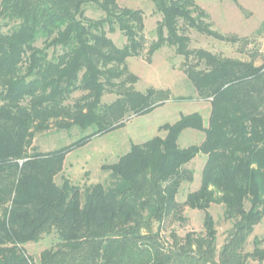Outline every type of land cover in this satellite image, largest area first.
<instances>
[{"label": "trees", "instance_id": "obj_1", "mask_svg": "<svg viewBox=\"0 0 264 264\" xmlns=\"http://www.w3.org/2000/svg\"><path fill=\"white\" fill-rule=\"evenodd\" d=\"M150 1L162 18L145 49L142 12L121 8L116 0H0V264L264 261V236L245 252L264 216V62L257 65L255 53L242 60L189 49L186 29L219 41L237 38L212 31L193 0ZM86 5L104 16L85 18ZM116 30L126 40L121 47L107 37ZM165 45L184 58L183 73L209 103L207 121L194 112L161 125L164 137L132 144L115 163L102 165L104 184L83 192L65 177L56 184L69 152L120 128L125 116L144 115L168 100V91L140 94L126 87L134 80L126 60L144 55L149 64ZM75 92L82 94L69 105ZM105 92L117 98L103 105ZM74 126L92 131L56 151L40 153L32 146L37 133ZM186 129L202 132L203 141L180 148ZM198 154L206 158L200 186L183 206L204 213V233L173 235L166 245L159 229L179 210L180 186L193 181L185 166ZM212 204L222 205L224 219L232 222L219 250L208 212ZM52 233L56 244L38 261L27 255L26 244Z\"/></svg>", "mask_w": 264, "mask_h": 264}, {"label": "rangeland", "instance_id": "obj_2", "mask_svg": "<svg viewBox=\"0 0 264 264\" xmlns=\"http://www.w3.org/2000/svg\"><path fill=\"white\" fill-rule=\"evenodd\" d=\"M207 15L204 22L210 24V29L220 35L237 38L234 42L219 41L215 38L198 33L194 29H186L185 35L190 39L189 49L204 50L224 58L248 60L249 54L255 53V63L264 62V30L260 29L264 22V0H193ZM121 8L140 10L143 16V35L146 46L155 41V30L162 15L155 9L150 0H116ZM84 17L98 20L104 13L95 5H86ZM6 32V29H3ZM107 37L116 47L125 44V37L118 31L107 32ZM37 46H41L38 42ZM184 58L175 53L174 48L163 46L152 56L151 63L142 57H132L126 60L127 74L134 80L126 81V87L131 86L135 92L144 94L148 90L168 91L169 98L161 106L144 115L125 116L124 124L105 135L91 138L89 142L69 152L63 162V169L55 177L56 184L67 178L72 185L83 190L93 184H104L108 180V173L101 170L102 165L115 163L118 158L127 153L132 144H142L155 136L164 137V131H158L163 124L175 123L181 115L198 112L207 121L209 103L198 98L192 85L183 73ZM81 92L71 95L67 103L73 104L81 96ZM117 98L113 93L105 92L101 104H110ZM179 98H191L178 100ZM91 128L82 130L76 126L69 130L52 128L43 133H37L32 146L37 152L47 153L71 145L81 137L88 135ZM202 132L191 129L184 130L179 139L180 148L198 145L203 141ZM205 156L198 154L185 166L193 172L192 182H183L176 196L180 208L176 214L169 216L159 229L161 240L171 245L172 236L183 238L187 233L198 236L204 233V213L198 209L183 206L186 195L196 191L200 186L201 170L205 163ZM217 231V250L225 243L232 222L224 219L223 206L212 204L208 209ZM264 236V216L248 237L245 252L253 250L254 238ZM177 237V238H178ZM178 238V239H179ZM55 234L44 235L37 243L24 246L25 252L34 261H38L40 253L56 244ZM264 248V243L262 244ZM248 264H255L249 262ZM264 264V261L262 262Z\"/></svg>", "mask_w": 264, "mask_h": 264}]
</instances>
